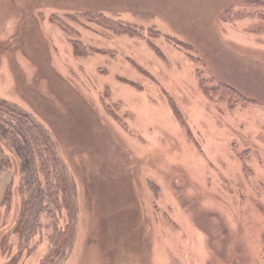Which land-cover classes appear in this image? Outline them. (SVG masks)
I'll return each mask as SVG.
<instances>
[{"label": "rangeland", "instance_id": "1", "mask_svg": "<svg viewBox=\"0 0 264 264\" xmlns=\"http://www.w3.org/2000/svg\"><path fill=\"white\" fill-rule=\"evenodd\" d=\"M75 10L135 34L76 21V53L51 19ZM3 99L65 164L56 264H264V0H0ZM20 179L0 140V264L49 247L17 229Z\"/></svg>", "mask_w": 264, "mask_h": 264}, {"label": "trees", "instance_id": "2", "mask_svg": "<svg viewBox=\"0 0 264 264\" xmlns=\"http://www.w3.org/2000/svg\"><path fill=\"white\" fill-rule=\"evenodd\" d=\"M51 19L70 35L76 53L86 50V47L81 51L78 48L81 40L77 38L80 30L73 23L76 21L135 34V28L102 11L75 10L63 15L52 14ZM222 85L226 87L225 83ZM234 92L244 96L241 92ZM43 127L18 105L0 100V140H5L19 158V189L25 193L17 229L27 241L36 235L41 237L47 231L49 247L39 264H56L70 242L69 226L67 221H62L63 212H71L65 164Z\"/></svg>", "mask_w": 264, "mask_h": 264}, {"label": "bare ground", "instance_id": "3", "mask_svg": "<svg viewBox=\"0 0 264 264\" xmlns=\"http://www.w3.org/2000/svg\"><path fill=\"white\" fill-rule=\"evenodd\" d=\"M30 39L26 36V39H25V44H26V49H27V53H26V51H24L25 52V55H26V57H28V58H30L31 56H33L34 54V56L35 57H37V56H39V54H40V50L38 51V47L36 48L35 47V43L34 42H30L29 41ZM31 52H29V51ZM37 52H39V53H37ZM31 55V56H30ZM37 55V56H36ZM58 83H61L62 84V81L61 82H59V81H57Z\"/></svg>", "mask_w": 264, "mask_h": 264}]
</instances>
